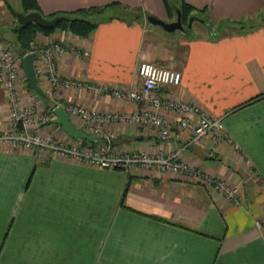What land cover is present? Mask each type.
<instances>
[{"label": "crops", "instance_id": "obj_1", "mask_svg": "<svg viewBox=\"0 0 264 264\" xmlns=\"http://www.w3.org/2000/svg\"><path fill=\"white\" fill-rule=\"evenodd\" d=\"M35 1L45 16L105 8L95 14L97 25L88 37L62 36L90 51L84 58L71 53L59 58L57 72L63 77L131 89L140 83L136 68L142 61L178 70L180 84L163 87L159 95L221 118L239 150L207 139L185 147L180 158L238 185L240 194L229 203L168 171L107 169L47 150L0 145V264H264V0H183L204 28L180 37L164 35L145 17L174 20L181 0L171 12L164 0ZM3 7L0 1V11ZM44 83L37 77L42 91ZM18 90L21 104L33 102L41 110L55 102L119 114L135 108L109 93L72 88L54 102L27 82ZM5 98L0 87V130L9 126ZM68 117L86 131L79 119ZM56 118L54 113L39 130L75 141ZM105 132L112 136L108 141L99 137L85 145L169 152L187 136L183 131L179 139L161 140L151 127L119 122ZM241 155L251 160L250 167Z\"/></svg>", "mask_w": 264, "mask_h": 264}, {"label": "built area", "instance_id": "obj_2", "mask_svg": "<svg viewBox=\"0 0 264 264\" xmlns=\"http://www.w3.org/2000/svg\"><path fill=\"white\" fill-rule=\"evenodd\" d=\"M23 54L16 55L10 49L0 47V87L4 90L8 108L9 126L0 130V145L37 148L47 150L54 156L73 159L107 169L131 170L134 167L146 168L159 172L168 171L178 178L203 184L222 195L229 203H236L240 194L239 186L232 182L209 175L201 169L189 166L180 158L181 151L187 146H199L205 140L214 144L232 145L233 140L224 132V125L219 117L207 116L196 104L172 97H162L160 91L165 86L176 87L181 82V73L165 65L152 61H142L137 66L140 78L138 86L122 89L86 80H75L61 76L58 61L71 53L76 57H88L87 47L74 46L64 40H55L43 46L33 47ZM36 52L34 73L44 79L43 94L51 100H57L62 92L69 89H81L95 94L109 93L117 99L133 102L135 108L124 114L100 112L86 106L69 102H55L44 110L36 108L34 103L21 104L20 84L26 82L22 66V56ZM33 99L32 96L29 97ZM62 106L70 117L84 123L85 130L97 137L110 136L105 132L108 124L119 122L132 126L151 127L161 140L173 137L179 139L187 133L185 142L174 150L166 152L159 148L154 153L144 150L112 151L106 145H85L82 139L68 142L51 134L49 130L40 131L54 117V108ZM174 115V119L170 116ZM191 116H194L193 118ZM233 147L238 150L237 145ZM242 156V155H241ZM240 156V157H241ZM243 162L250 167L251 160L242 156ZM264 238V237H263Z\"/></svg>", "mask_w": 264, "mask_h": 264}, {"label": "trees", "instance_id": "obj_3", "mask_svg": "<svg viewBox=\"0 0 264 264\" xmlns=\"http://www.w3.org/2000/svg\"><path fill=\"white\" fill-rule=\"evenodd\" d=\"M21 5V11L24 13L30 12V11H37L40 12L39 6L35 0H19ZM165 5L167 7V10L171 12L172 5L169 0H164ZM9 5V4H8ZM114 5V4H112ZM11 7V5H9ZM111 6V5H110ZM176 7V6H175ZM12 8V7H11ZM180 10L182 17V22L190 16L191 13V7L184 3L183 0H181V3H179L178 7ZM105 8H85V9H79L72 12H59L52 14L51 16H45L47 18H52L54 16H61L60 20L57 21L58 23L53 28H41L37 23L31 22L26 26H23L19 23H15L16 25L12 28V33L14 37V41L16 45L18 46V49H20L21 54L28 51V47L30 46V43L34 40V37L37 31H41L43 34H50L53 33L56 29L63 30L65 32H69L70 34H73L75 36L85 38L88 37L92 31L95 29L97 22L94 21V19H91V17H87L85 14H91L96 12L97 14H100L104 11ZM42 14V13H41ZM262 16L264 14L262 13ZM252 22V21H251ZM251 22H248L249 24ZM244 26V24L242 25ZM3 35L0 33V42L2 41ZM28 83V80H27ZM29 84V83H28ZM85 143L93 144V142L82 139Z\"/></svg>", "mask_w": 264, "mask_h": 264}, {"label": "water", "instance_id": "obj_4", "mask_svg": "<svg viewBox=\"0 0 264 264\" xmlns=\"http://www.w3.org/2000/svg\"><path fill=\"white\" fill-rule=\"evenodd\" d=\"M176 17L174 20L167 21L163 20L161 18H158L157 16H153V14H146V20L153 24L160 26L164 32L166 33H172L175 30H180L181 33L186 34L188 33V29H185L182 22V17L180 10H176ZM189 22L191 23L195 19H199L202 21V19L198 16H189ZM16 18L17 23L26 26L31 22L37 23L41 28H53L60 20L61 16H54L52 18H47L43 16L40 12L37 11H30L27 13L22 12H16ZM37 58L36 52H30L22 56V66L24 69V73L27 77L28 83L32 89H34L39 94H43L41 88L37 85V76L34 73V59ZM54 113L57 115V118L54 120V122L61 125V127L69 134L70 136L74 138H81L88 141H99L101 138L94 136L92 134L86 133L83 130L76 128L73 126V124L69 121V117L67 112L63 109L62 106H56L54 109Z\"/></svg>", "mask_w": 264, "mask_h": 264}, {"label": "rangeland", "instance_id": "obj_5", "mask_svg": "<svg viewBox=\"0 0 264 264\" xmlns=\"http://www.w3.org/2000/svg\"><path fill=\"white\" fill-rule=\"evenodd\" d=\"M0 1L4 4L3 9L0 11V15H1L0 16V33L3 35L2 36L3 39L0 42V47H2V48L5 47L7 49H10L14 54L20 55L21 51H20V49H18V46L16 45V43L14 41V37L12 36L13 33L11 31H12V28L18 22L17 18H16V12H22V13H24V12L21 11L22 8H21L19 0H0ZM169 1H170L172 6L179 3V0H169ZM8 4L11 5L12 8ZM176 10H177V8L173 9V18L176 17V13H177ZM95 14H97V13L94 12V13H91V14L89 13V14H85V15H87V17H89V18L91 17V19H93ZM150 25L152 27H155L158 30H160L164 35L171 36V34H174L175 36L177 35L180 37L182 34L180 32V30H175L172 33H166L163 30H161L162 28L160 26L153 25L151 23H150ZM183 26L185 29H189L195 33L201 31L202 28H204L203 23L200 22L198 19H195L190 23L189 22V16H188V18H186L183 21ZM55 34L56 35L60 34L61 37L57 38V37H55L56 36ZM69 34H70L69 32H65V31L60 30V29H56L55 31H53V33H50V34H43L41 31H37L36 34H34L35 35L34 40L30 43V46L28 47L29 48L28 51L34 49L33 47H39L41 45L43 46L44 44L50 43V42L55 41V40H63L62 36H67ZM42 38L46 39V41L44 42L42 40ZM21 72L24 73V71H21ZM26 79H27V77H26ZM26 82H27V80H26ZM85 132L87 133V131H85ZM256 223H257V226L261 225L259 220H257ZM260 227L262 228V238H263L264 237V227L263 226H260Z\"/></svg>", "mask_w": 264, "mask_h": 264}]
</instances>
